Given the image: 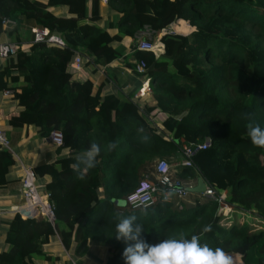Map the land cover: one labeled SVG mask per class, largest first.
Returning <instances> with one entry per match:
<instances>
[{"label":"trees","instance_id":"1","mask_svg":"<svg viewBox=\"0 0 264 264\" xmlns=\"http://www.w3.org/2000/svg\"><path fill=\"white\" fill-rule=\"evenodd\" d=\"M99 3L0 0V42H20L19 30L33 28L47 30L66 45H23L3 60L0 92L11 91L18 111L10 124L30 126L42 140L58 130L62 145L57 153L69 152L66 158L33 169L37 189L47 194L53 207V226L15 214L5 223L10 250L0 252V264L55 261L57 257L48 258L44 249L53 237L71 257L87 255L89 243L107 249L106 264H125L123 251L132 242L117 240L115 225L118 216L133 214L143 224L148 244L180 233L190 238L211 223L212 231L203 234L202 243L240 255L242 264H264V148L251 143L247 121L240 118L241 113H251L264 127V0H107L118 15L116 24L107 25L115 27L113 35L102 27ZM49 7H63L67 15L55 16ZM5 20L13 22L15 30L6 32ZM176 21L194 31L162 35V53L156 57L130 45V56L144 62L145 70L139 75L132 65L126 66L148 81L145 108L164 114L162 126L171 138L167 142L121 94L101 95L100 88L93 92V80L77 81L67 66L72 50H77L92 57L82 68L95 74L123 57V50L112 43L131 40L143 27L153 32L154 40ZM143 135L149 137L147 142ZM205 138L210 147L192 159L198 175L179 167L174 177L192 174L223 191L228 213L219 215L217 204L200 195L190 205L188 195L181 209L173 202H157L147 208V216L114 205L145 179L155 160L178 162L182 144ZM113 140L117 148L105 151ZM92 142L102 151L96 167L81 178L73 168L75 158ZM0 161L1 175L13 161L4 149Z\"/></svg>","mask_w":264,"mask_h":264},{"label":"built area","instance_id":"2","mask_svg":"<svg viewBox=\"0 0 264 264\" xmlns=\"http://www.w3.org/2000/svg\"><path fill=\"white\" fill-rule=\"evenodd\" d=\"M105 2V0H102ZM4 30L9 28H14L16 25L13 22L5 20L2 22ZM187 29L186 32H183ZM144 30V29H142ZM144 40H139L135 44V49L140 51H146L152 53L155 57L162 53V44L159 39L164 34H174L180 36H187L194 31L186 22L176 21L169 25L166 29L162 30L157 36L158 40H153V32L149 28L145 27ZM31 39L29 41L20 42H0V60H5L7 57L14 55L20 46L29 44H46L52 45L61 49L66 48L64 41L56 35L48 34L45 29H31ZM72 59L68 63L67 72L72 76H78L81 72L82 64L92 62V57L86 55L77 50H72ZM131 65L133 66L135 74H143L145 70V64L142 61H134L132 59ZM102 73V70L99 69ZM150 94V89L148 86V81L143 80L140 88L130 94L123 97L131 102L139 114L146 120L147 123L156 128L162 133L163 139L165 141H170V135L164 131L162 122L165 118L164 114L158 110L147 111L145 108L144 97ZM11 91L3 90L2 96H10ZM47 140L55 147H60L62 145V137L58 130H53ZM210 147V140L205 138L204 140L192 144H182L179 149L180 163L182 167L190 168L193 170L195 175H198V169L193 164V157L200 151L206 150ZM0 148L10 152L9 142L0 129ZM167 168V171H162ZM201 179V178H200ZM148 185L146 188L145 185ZM169 186H173L178 189L174 194L173 198L164 202L161 194V189L167 190ZM189 192L185 189L183 183L174 177V171L167 165L164 160H159L156 162L153 172L152 179H142L138 182L135 188L130 192L122 201L123 208L127 210H140L139 206L147 205V208L154 205L157 202L160 203H174V205L181 209L182 203L187 201ZM20 196L22 199V204L16 208L15 214L23 219H34V220H44L51 226L54 224V213L53 207L48 201V196L45 192L37 189V183L35 174L32 169L22 167V178L20 181ZM201 197L213 200L218 206L219 215H225L230 210V207L224 203V192L206 184L203 181V191L200 194ZM229 254L234 261V264H242L241 257L237 254Z\"/></svg>","mask_w":264,"mask_h":264},{"label":"crops","instance_id":"3","mask_svg":"<svg viewBox=\"0 0 264 264\" xmlns=\"http://www.w3.org/2000/svg\"><path fill=\"white\" fill-rule=\"evenodd\" d=\"M99 8L100 16L104 22L102 27L107 29L110 35L115 34V27L107 28V25L110 22L113 25L116 24L118 15L108 7L107 0L105 2L100 0ZM48 9L55 16L64 17L67 15V11L63 7H49ZM88 11L89 4H87ZM15 28H9L5 31L10 32L15 30ZM143 29L145 30V27ZM30 30H19L20 41H29L31 39ZM144 30L137 32L131 40L112 43L114 48L120 47L123 50V57L114 60L109 65L100 69L102 73L97 70L95 74H89L86 69L81 68L79 75L73 77L80 82L91 78L93 80V92L100 88L101 95L121 94L123 96V94L130 95L136 92L140 88L143 80L136 77L126 66L127 64L131 65L133 59L130 56V45L136 44L139 40H144V36H142L145 33ZM158 39L159 37L155 40ZM6 41V39L3 40V42ZM2 67L3 60H0V70ZM10 96H2V92H0V129L4 132L9 142L10 156L13 161L7 167L6 172L0 175V252L10 250V247L5 244V233L7 230L5 223H8L15 216L16 208L22 204L20 196L22 167L33 170L37 166L50 164L59 159L66 158L69 153L64 152L58 154L56 147L48 140L35 138V129L30 126L13 128L10 121L17 117L18 111L16 102ZM1 150L0 148V152ZM2 163L3 161H0V167ZM179 167H182L180 161L174 162V172ZM180 180L189 192L187 204L190 205L200 195L196 192L200 188L199 178L189 174L182 176ZM44 249L49 255L48 258L57 257L58 259L55 258L56 260L53 262H49L47 259H35V264H106V255L108 254L107 249L87 243V255L82 257L75 255L71 257L68 253L62 252L60 244L54 237Z\"/></svg>","mask_w":264,"mask_h":264},{"label":"clouds","instance_id":"4","mask_svg":"<svg viewBox=\"0 0 264 264\" xmlns=\"http://www.w3.org/2000/svg\"><path fill=\"white\" fill-rule=\"evenodd\" d=\"M240 118L247 121V135L254 146L264 148V127L257 123L251 113H241ZM143 132V128L139 129ZM149 137L142 136V140L147 142ZM118 146V141H110L104 146L105 151H112ZM102 147L96 142L76 156V163L73 168L81 173L96 167L97 157L101 154ZM162 171H167L164 168ZM147 188L148 185L146 184ZM177 188L169 186L167 190L161 189L164 202L170 201ZM141 215L147 216V205L139 206ZM116 239L131 241L124 248L123 257L125 264H234L233 258L221 247H212L208 243H202L203 234L212 231V224L203 226L200 234H193L186 238L183 233L178 237L162 239L158 243L148 244L143 237L146 233L142 223L138 222V217L133 215L118 216L115 225Z\"/></svg>","mask_w":264,"mask_h":264},{"label":"rangeland","instance_id":"5","mask_svg":"<svg viewBox=\"0 0 264 264\" xmlns=\"http://www.w3.org/2000/svg\"><path fill=\"white\" fill-rule=\"evenodd\" d=\"M247 29H249V28H247ZM256 30H257V28L255 27L254 28V31H256ZM159 160H164L167 163V165L171 168V170L174 171L173 170L174 161L172 159H169V158H167V159H158V160H155L152 163L150 169L147 170V175H146L145 179H150V180L152 179V171H153V168H154L156 162L159 161ZM120 206H122V202H119V207Z\"/></svg>","mask_w":264,"mask_h":264},{"label":"water","instance_id":"6","mask_svg":"<svg viewBox=\"0 0 264 264\" xmlns=\"http://www.w3.org/2000/svg\"><path fill=\"white\" fill-rule=\"evenodd\" d=\"M198 182H199L200 188L196 192L198 194H201L202 191H203V181H202V179L199 178ZM114 205L117 206V207H119V202H114ZM120 207H123V204Z\"/></svg>","mask_w":264,"mask_h":264}]
</instances>
